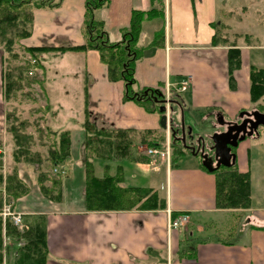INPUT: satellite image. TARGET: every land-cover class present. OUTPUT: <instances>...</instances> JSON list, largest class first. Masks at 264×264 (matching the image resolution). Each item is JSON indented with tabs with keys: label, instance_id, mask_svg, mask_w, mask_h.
I'll return each instance as SVG.
<instances>
[{
	"label": "crops",
	"instance_id": "crops-1",
	"mask_svg": "<svg viewBox=\"0 0 264 264\" xmlns=\"http://www.w3.org/2000/svg\"><path fill=\"white\" fill-rule=\"evenodd\" d=\"M244 1L164 0V17L143 21L142 33L146 27L149 38L144 43L139 39V45L148 46L160 30L164 31V45L147 48L143 59L136 62L134 74L143 77V87L160 89L150 92V95L160 98L168 107V112L171 100L181 103L182 108L177 115L180 131L182 113L183 118L189 116L201 126L200 120L206 122L212 114H215L217 123L223 124L239 120L240 113L250 109V67L264 69V19L258 17L264 14V0H247L245 4ZM85 2L61 0L53 8H34L31 34L23 40V45L61 48L84 44ZM248 3L253 7L252 13L247 11ZM152 6L151 0H111L97 11L96 16L103 21L108 40L118 43L131 25L133 12L149 11ZM246 16L257 18L251 19L252 26L248 23L251 26L250 32L247 31L249 39L234 41L240 49L241 67L234 72L236 87L231 88L229 46L226 41L233 33L244 34L241 33L244 21L250 20ZM155 20L159 26L150 27L148 22ZM215 35L219 37L217 42H214ZM153 49L156 51L146 56ZM52 52L69 53L83 59L81 64L85 71L94 74L93 91L87 94L109 123L105 124L109 125L108 129L133 130L135 139L149 130L165 132L167 138L171 136L168 129L171 128V121L167 129L163 128L162 114L158 111H150L137 100L126 97L125 91H100L114 86L113 83L120 84L121 80L109 79L107 65L101 61L98 50H49L45 53ZM43 54L39 70L45 75ZM3 58L4 52L0 49V141L6 144L11 139L8 140L5 129L9 102L3 91ZM188 77V89L178 91L179 83ZM44 89L49 106V121L45 119L44 125L47 130L54 131L55 136V133L65 130L55 127L57 116L52 113L51 100L45 86ZM88 101L85 100L83 128L87 118L93 125L89 118ZM252 139L257 137L251 136L250 140L247 138L239 142L235 149L238 169L251 174L252 204L247 209L216 208V178L213 173L201 168L199 156L186 154L174 164L165 158L151 156L153 160L150 163H141L132 160L136 155H130L131 151L128 154L130 157H124L142 172L130 170L128 174L127 166L121 164L124 176L122 186L158 191L167 200L166 209L89 211L84 196V160L80 165L83 166L80 177L82 196L78 204L69 205L65 199V186L70 183V170L66 166L69 174L63 182L60 202L41 200L37 196L38 185L35 184V188L31 187V191L19 198L15 206H19V210L26 215L33 216L32 220L43 216L48 247L46 264H264V142ZM194 145L197 146V142ZM253 147L255 153H249L247 157L244 151L249 152ZM154 159L159 163H155ZM163 169L165 182L161 179ZM21 170L20 174L24 176V170ZM111 171L114 174L115 171ZM140 180L143 183L137 184ZM174 212L187 213L188 224L195 228H190L187 233V224L184 230L168 231L167 222ZM240 223L244 228H237ZM232 226L235 228L231 229ZM221 234H226L228 238L220 237ZM8 263L6 257L5 264Z\"/></svg>",
	"mask_w": 264,
	"mask_h": 264
},
{
	"label": "trees",
	"instance_id": "trees-1",
	"mask_svg": "<svg viewBox=\"0 0 264 264\" xmlns=\"http://www.w3.org/2000/svg\"><path fill=\"white\" fill-rule=\"evenodd\" d=\"M111 0H86L85 15L83 23V34L85 43L82 45L47 48V47H26V50L32 54L39 62L41 54L49 50L57 51H88L95 49L99 51L101 61L107 65L108 75L111 81L123 80L128 86L131 85L134 78L135 64L138 59L144 56L147 48L164 45V31H157L152 42L148 46H140L139 39L142 33L143 21L165 14L164 0H151L152 8L149 11H134L132 14L131 25L124 31V38L121 42L113 43L107 38L103 21L98 19L96 13L99 9L109 4ZM61 0H0V43L5 46L7 51H11L14 44L21 39L27 38L31 34V23L33 21V9L43 7H56ZM218 35L214 36V42L218 41ZM0 44V45H1ZM229 78L232 88H235L234 72L241 67V53L236 46L229 47ZM250 101L256 103L264 96V69L255 66L250 67ZM7 94L11 97L19 89L18 79L9 77ZM11 90V91H10ZM148 95L136 94L130 95L127 91L126 97L137 100L141 105L146 106L150 111H160L163 102L155 101L148 91ZM159 100H161L159 98ZM171 129H176V113L181 110L182 105L178 100H171ZM264 113V108L260 110ZM14 109L7 114V131L12 136L13 141V160L16 163L24 161L25 163L35 162L41 166L43 163L40 153H32L29 144L33 137L28 135L25 130L28 124L25 120L16 118ZM13 119V120H10ZM85 141L84 149V167H85V187L84 196L87 209L89 211H129V210H164L167 207V200L161 197L158 191L139 186H122L123 167L121 164L116 166L114 174L110 173V161L115 153L128 155L135 142V131L120 130L108 128L93 127L89 119L84 122ZM51 134L54 131L49 129ZM177 134V133H176ZM57 139L54 141L48 156L45 160L52 161L54 167L63 169L66 167V160L71 156V133L68 130L55 133ZM163 137V136H162ZM172 137L176 139L177 135ZM139 143L146 144L148 147L163 148L164 143L161 139V132L144 131L139 135ZM183 149L174 157L172 164L176 163L185 153L191 152L182 142ZM173 148L175 147L173 143ZM236 149V148H235ZM235 149L233 153L236 154ZM186 150V151H185ZM192 153V152H191ZM37 157L36 159L34 157ZM199 156V155H196ZM200 158V156H199ZM132 160L138 162H148L151 158L145 153H138ZM95 161H101L104 173L98 177L95 173ZM203 170L209 171L215 175V206L217 209H247L252 204V185L250 172H241L235 162L231 165H221L214 170H209L202 163ZM0 165H2V155L0 154ZM59 177L54 179L53 185L47 187L43 174L38 176L40 189L48 199L61 201L63 194V178L61 171ZM3 176L0 173V187ZM55 183V184H54ZM7 192L10 196L18 199L26 195L28 189L24 186L18 175L13 174L7 177ZM0 198V205H1ZM179 213L174 212V218ZM29 230L20 234L16 231L12 222L0 218V264H4V235L25 236L24 259L19 264H46L48 259L47 233L45 220L42 215L29 221ZM5 230V233H4ZM22 256V255H21ZM33 257L30 263L26 259Z\"/></svg>",
	"mask_w": 264,
	"mask_h": 264
},
{
	"label": "rangeland",
	"instance_id": "rangeland-1",
	"mask_svg": "<svg viewBox=\"0 0 264 264\" xmlns=\"http://www.w3.org/2000/svg\"><path fill=\"white\" fill-rule=\"evenodd\" d=\"M247 3V0L244 1ZM253 7L248 3L247 4V11L249 13H252ZM260 20L264 19V14L261 16H258ZM245 18H249L250 20H245L243 25V32L244 34L239 33H233L231 39H227V45L229 47L237 46L236 42H234L238 38L243 39H249L250 35L248 34L250 32L252 23V16H246ZM158 21H152L151 23L148 22V25L151 27L153 26L156 28V25L158 24ZM251 24V26L249 24ZM159 26V24H158ZM249 31V32H247ZM149 33L147 28L145 27V30L143 31L140 42L144 43L148 40ZM85 37V36H84ZM25 39V38H24ZM18 40L12 50L9 52L5 49V46L3 44L0 45V49L4 52V58H3V87L5 91V99L9 102V108L6 113V120H5V129L6 133L9 138L11 139V142H6V144H2L0 141V148L2 150V165H0V173H2L3 181L2 185L0 187V198H1V205H0V218L3 219L4 223L6 220H9V218L4 217L2 212H4V207L11 204V210L13 212L22 213L23 218L25 222L29 224V221H32V217L30 215H26L23 211L19 210V206L16 207L15 203L17 204L18 199L13 198L10 196L7 192L6 185H7V177L13 175L16 173L18 175L19 179L22 181L24 186L28 189L26 195L31 191V187L33 188L36 185H38L39 190H37V196L41 200H51L46 197L43 192L40 189V184L38 180V176L40 174H43L45 180V184L47 187H51L53 185L54 179H57L59 176V173H56L54 170L55 168L61 171V176L66 180V177L68 176L69 172L66 170V168L59 169L58 167H54L52 164V161L45 160L48 156L49 150L51 149L54 141L57 139V136H53L45 128V119L47 122L49 121V106L47 104V95L44 89V86L46 88L48 97L51 100V108L53 109L52 113L53 115L56 114L57 118L56 121L58 124L55 126L59 130H70L72 140H71V156L66 160V166L70 170V183L65 186V195H66V201H68L69 205H76L78 202H80V197L82 196V188L80 183V177H82L83 172V166H80L84 156V141H85V130L83 128L82 122L84 121V108H85V100L89 99V118L93 122V125L97 128H109L105 124L107 121L103 118V116L99 113L96 104L94 106L93 102L90 101V96L87 94L88 91L91 90V87L96 81V77L94 74L91 73V71L86 72L83 65L81 64L82 60L81 58H78L77 56H73V54H62V53H44L42 55V63L44 65V71L45 75L39 70V62L37 61L36 64L32 63V58L36 59L32 54H30L26 47L23 45V40ZM154 50H150L151 52L146 53V56L152 55L154 53ZM156 51V50H155ZM141 59H138L137 63H139ZM35 67L38 69L36 70ZM31 71L33 73H31ZM13 76L14 79H18V85L19 89L16 90L15 87L12 91H16L11 97L8 96L7 91L8 89V82L9 77ZM44 78V79H43ZM143 77L140 75L139 77L134 74L133 82H131V85H127L123 80H121L120 84H115L113 82L114 86L105 87L101 89L100 91H129L130 95H136V94H146L148 91H159L160 89H150L151 87H143ZM98 82V81H97ZM122 86H118L121 85ZM232 88V87H231ZM155 89V90H154ZM11 91V90H10ZM88 95V97H87ZM264 108V96L260 98L259 101L256 103L251 102V106L249 111L254 109H261ZM14 109L16 118L18 120H25V122L28 124L25 132L28 135H31L33 137L32 142L29 144L30 152L32 153H40L42 155L43 163L41 166L37 165L35 162H29L25 163L24 161H21L20 163H16L13 160V141L11 134L7 131L8 128V119L7 114L9 111H12ZM171 113V108H170ZM263 113V112H262ZM178 114L176 113V129L179 128L178 123ZM171 115H169V121H171ZM53 117V116H52ZM13 120V119H10ZM8 121V122H7ZM200 125L197 124V122L194 119H190L189 116H184L183 123L186 128L191 129L192 136H195L192 140L195 142L198 141L199 138H203L206 142L207 151L213 152L209 150V146L213 145L212 136L214 133H221L226 129L227 123H217L215 114H212L208 116L207 121L200 120ZM213 125V127H212ZM172 126V124H171ZM169 129V128H168ZM171 131V129H169ZM177 137L174 139L171 136L167 138V134L164 132H161V139L164 143V147L161 148L163 150H167L169 152V156H165L164 158L166 161L170 162L172 164L171 159L173 161L174 157L178 156V153L180 151L184 150L182 143H181V133L177 132ZM163 136V137H162ZM189 136H187V144L191 145L190 141L191 138L188 139ZM254 137H257V139L252 140H259L264 142V128L260 127L258 129V135H255ZM198 138V139H197ZM250 140V137H247ZM246 138V139H247ZM139 138L135 139V142L132 146L131 154L130 155H137L138 153L146 154L151 158V155L147 153V150L150 148L146 144H140ZM246 141V140H245ZM173 143L175 147L173 148ZM236 148V147H235ZM186 151V150H185ZM237 150H235L236 152ZM246 153L247 157L249 156V153L254 154L255 153V147L251 148V151ZM192 155L191 152H186L185 155ZM213 154V153H211ZM125 157H130L129 155H124ZM121 153H115L113 156L112 161H110V169L114 172L115 166L117 163L123 164L127 166L128 174H130V170L140 173L142 172L138 168H135V165L132 164L127 158H125ZM37 158L36 156L34 157ZM125 158V159H122ZM154 158H157L154 157ZM160 159H163V157H158ZM121 159V162H118ZM153 159L149 160L148 162L143 163H150ZM156 162L157 159H154ZM101 161H95V169H96V175L97 173L102 177V173H104L103 164ZM101 166V167H100ZM131 168V169H130ZM23 169L24 171L22 176L20 172ZM111 171V172H112ZM69 179V178H68ZM161 179L163 182H165V169L161 171ZM27 180V181H26ZM34 180V182H32ZM34 183V184H33ZM143 181L140 180L137 184H142ZM55 184V183H54ZM35 188V187H34ZM63 189V185H62ZM25 196V195H24ZM23 197V196H22ZM21 198V197H20ZM37 199V198H36ZM54 201V200H52ZM60 202V201H55ZM185 213H179L178 216H181ZM177 216V217H178ZM43 217V216H42ZM175 217V218H177ZM174 219L173 213L171 217L169 218L167 222V229L170 232L179 230V229H173L170 228V221ZM234 220V219H233ZM232 220V221H233ZM13 224V223H12ZM233 224V223H232ZM241 224V223H240ZM30 225V224H29ZM234 225V224H233ZM16 231L20 234H23L24 232L28 231L29 229L25 230L24 232L15 226ZM230 226H227L229 228ZM30 228V227H29ZM187 233L190 228L194 229V225L188 224L187 225ZM235 228V226L231 227V229ZM238 229L244 228V225L237 226ZM185 231V232H186ZM5 233V230H4ZM222 235V236H221ZM220 237H227L226 234H221ZM234 235V234H233ZM4 241V261H9L8 264H19L20 261L24 259L23 253H25V244L27 243V240L25 236H19V235H4L3 238ZM22 255V256H21ZM33 257L26 259L27 263H30Z\"/></svg>",
	"mask_w": 264,
	"mask_h": 264
},
{
	"label": "water",
	"instance_id": "water-1",
	"mask_svg": "<svg viewBox=\"0 0 264 264\" xmlns=\"http://www.w3.org/2000/svg\"><path fill=\"white\" fill-rule=\"evenodd\" d=\"M149 92H146L144 95H148ZM155 101L163 102L159 100L158 97L153 98ZM160 111L163 113L161 118V125L163 128L167 129L169 127L170 121L167 115V106L162 105ZM182 113V112H181ZM244 115H250L247 111H242L239 115V118H243ZM253 119L246 118L240 124L235 122H228V128L226 131L221 133H214L212 136L213 145L209 146V150L213 151V154H210L207 151L206 142L203 138H200L197 141V146L194 144H187V136L193 138L191 134V129L186 132V127L183 123V113L181 114V140L187 149H190L193 155H199L202 159V163L209 170H214L215 168L220 167L221 165H231L236 160V154L231 150L233 147H237L239 142L245 140L247 137L252 135H258V129L260 127L264 128V113L256 110L252 113ZM248 124L249 130H248ZM171 129V128H169ZM172 135L175 136L178 131L171 129ZM241 134V135H240Z\"/></svg>",
	"mask_w": 264,
	"mask_h": 264
},
{
	"label": "built area",
	"instance_id": "built-area-1",
	"mask_svg": "<svg viewBox=\"0 0 264 264\" xmlns=\"http://www.w3.org/2000/svg\"><path fill=\"white\" fill-rule=\"evenodd\" d=\"M32 63L36 64L37 60L32 58ZM35 69L37 70L38 68L35 67ZM31 73H33L31 71ZM190 85V77H188L187 79H184L183 81H181L179 83V87H178V91H186L188 89ZM169 109L167 107V115L169 117L170 112H168ZM169 119V118H168ZM0 152L2 153V150L0 148ZM147 153L153 157H165V156H169V152L166 150H163L161 148H157V147H150L147 150ZM56 173L59 172L58 169L55 168L54 170ZM1 214L4 215V217L7 216V218L10 219V221L17 226L18 228H20L23 232L27 229H29V224L27 222H25L24 218H23V214L22 213H17V212H13L11 210V204L4 207V212H2ZM189 223V215L187 213L182 214L181 216H178L177 218H174L170 221V228L173 229H179V230H184L186 225Z\"/></svg>",
	"mask_w": 264,
	"mask_h": 264
},
{
	"label": "flooded vegetation",
	"instance_id": "flooded-vegetation-1",
	"mask_svg": "<svg viewBox=\"0 0 264 264\" xmlns=\"http://www.w3.org/2000/svg\"><path fill=\"white\" fill-rule=\"evenodd\" d=\"M254 111H256V109L251 110V111H247V112L250 113V115H248V116H247V115H244V117H243V118H239V120H237L236 123H237V124H240V123H241L244 119H246V118H251V119H253V115H252V113H253ZM249 126H250V125L248 124V130H247V131H250V130H249ZM227 128H228V125L226 126V129H225L224 131H226ZM240 135H241V134H240ZM252 136H255V135H252ZM190 143H191V144H194V141L191 139ZM233 149H235V147L232 148V150H231L232 152H233ZM211 153H213V152H210V154H211Z\"/></svg>",
	"mask_w": 264,
	"mask_h": 264
}]
</instances>
